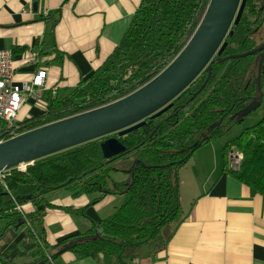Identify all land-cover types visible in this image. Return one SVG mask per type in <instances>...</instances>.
<instances>
[{"label":"trees","instance_id":"obj_1","mask_svg":"<svg viewBox=\"0 0 264 264\" xmlns=\"http://www.w3.org/2000/svg\"><path fill=\"white\" fill-rule=\"evenodd\" d=\"M209 0H141L120 42L107 59L89 77L59 97L48 94L46 106L37 115L16 120L21 133L59 120L97 109L121 99L142 87L162 71L181 51L196 28V19ZM227 36L226 56L239 55L264 42V0H246L237 25ZM25 47L13 52L25 51ZM14 54V53H13ZM260 53L212 63L209 74L202 72L171 104V107L129 133L118 136L125 153L105 159L100 150L102 139L73 147L28 165L24 171L13 168L1 173L0 220L6 227H27V240L37 248L20 253L31 261L26 264H57V253L71 239L54 245L45 240L43 227L47 209L74 212L87 218L91 228L84 235L97 239L78 243L68 252L75 258L110 256L116 264H133L140 249L162 239L164 229L178 220L181 211L179 170L194 152L212 140L223 137L237 125L236 114L255 96L252 74ZM46 64L62 61L58 51ZM264 64V52H263ZM263 74L261 92L263 103ZM207 80V81H206ZM206 84L203 86L204 82ZM245 120V119H244ZM241 153L237 170L224 171L264 197V114L256 123L245 126L223 147ZM137 166L128 186L126 171ZM120 173L116 181L112 173ZM66 190L72 198H95L90 205L108 196H121L123 202L113 214L92 220L86 207L58 208L48 196ZM30 204L25 211L17 206ZM3 264H14L0 256Z\"/></svg>","mask_w":264,"mask_h":264},{"label":"crops","instance_id":"obj_2","mask_svg":"<svg viewBox=\"0 0 264 264\" xmlns=\"http://www.w3.org/2000/svg\"><path fill=\"white\" fill-rule=\"evenodd\" d=\"M140 1L0 0V49L26 48L13 52L15 83L46 72L42 101L24 104L18 120L24 119L22 113L39 114L49 93L63 97L86 80L120 42ZM54 51L62 61L46 64L51 56L43 55ZM238 134L201 146L179 170L178 220L164 229L161 240L143 246L133 264H264V197L224 171L223 147ZM114 197L90 205L94 195L72 198L60 190L48 199L58 208L86 207V215L98 221ZM114 202L120 206L123 200ZM6 223L0 220V256L14 264L29 263L20 253H32L37 242L26 239L25 225L7 228ZM43 227L46 242L54 245L86 234L91 222L74 212L47 209ZM56 263L116 264L106 254L77 259L70 252Z\"/></svg>","mask_w":264,"mask_h":264},{"label":"water","instance_id":"obj_3","mask_svg":"<svg viewBox=\"0 0 264 264\" xmlns=\"http://www.w3.org/2000/svg\"><path fill=\"white\" fill-rule=\"evenodd\" d=\"M246 0H209L196 19L193 34L174 59L153 79L131 94L105 106L38 127L0 144V174L16 168L24 171L28 165L73 147L102 139L100 150L105 159L125 153L118 136L140 128L146 119L155 118L171 107L180 95L202 72L209 74L212 63H226L260 53L252 70L255 96L236 116L237 124L255 111L262 101L261 76L264 71V42L257 48L239 55L226 56V38L232 34L245 8ZM35 8V4H34ZM207 81V80H206ZM204 82L203 86L206 84ZM137 166L129 171L128 186L132 184ZM21 223L18 221L17 226ZM97 235H80L68 241L57 253L61 255L83 241L95 240Z\"/></svg>","mask_w":264,"mask_h":264},{"label":"built area","instance_id":"obj_4","mask_svg":"<svg viewBox=\"0 0 264 264\" xmlns=\"http://www.w3.org/2000/svg\"><path fill=\"white\" fill-rule=\"evenodd\" d=\"M46 72L38 71L30 80L15 83L13 78V51L0 49V144L21 135L20 127L15 125L18 113L26 103H39L45 91ZM55 95L54 92L51 94ZM241 164V153L236 146H230L225 155L228 170H237ZM1 178V174H0ZM30 204L18 205V211H25Z\"/></svg>","mask_w":264,"mask_h":264},{"label":"rangeland","instance_id":"obj_5","mask_svg":"<svg viewBox=\"0 0 264 264\" xmlns=\"http://www.w3.org/2000/svg\"><path fill=\"white\" fill-rule=\"evenodd\" d=\"M39 110H41V109H39ZM263 112H264V102L255 111L250 113L241 124H237V125L233 126L232 129L229 132H227L223 137L218 138L217 140L224 141L226 139L232 138L235 134H238V132H240L243 129V127L252 125V124L256 123L258 120H260L262 115H263ZM38 113H40V112H38ZM28 114L29 113H27V114L22 113L21 115H24L23 118L26 119V118H28L30 116ZM17 120H18V117H17ZM1 126H2V123L0 122V127ZM111 176L116 181L121 179V174L118 173V172L117 173H112ZM120 199L123 200V198L121 196H117V197H114L112 199L113 202H111L108 205V207L106 208V210L102 213V217L103 218L107 217L109 214L111 215L112 213H114L115 209L113 207L114 206H119L114 201H119Z\"/></svg>","mask_w":264,"mask_h":264}]
</instances>
